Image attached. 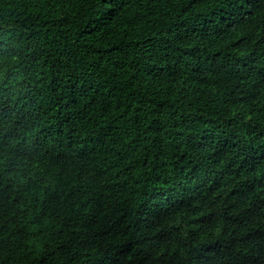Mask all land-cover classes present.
Wrapping results in <instances>:
<instances>
[{"label": "trees", "instance_id": "obj_1", "mask_svg": "<svg viewBox=\"0 0 264 264\" xmlns=\"http://www.w3.org/2000/svg\"><path fill=\"white\" fill-rule=\"evenodd\" d=\"M0 264H264V0H0Z\"/></svg>", "mask_w": 264, "mask_h": 264}]
</instances>
